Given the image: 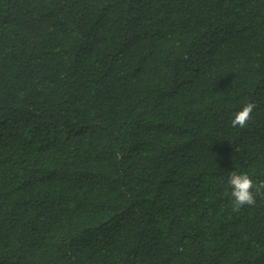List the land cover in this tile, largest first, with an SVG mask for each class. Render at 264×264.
Returning a JSON list of instances; mask_svg holds the SVG:
<instances>
[{"label":"trees","instance_id":"1","mask_svg":"<svg viewBox=\"0 0 264 264\" xmlns=\"http://www.w3.org/2000/svg\"><path fill=\"white\" fill-rule=\"evenodd\" d=\"M235 171L264 182V0H0V264H264Z\"/></svg>","mask_w":264,"mask_h":264},{"label":"clouds","instance_id":"2","mask_svg":"<svg viewBox=\"0 0 264 264\" xmlns=\"http://www.w3.org/2000/svg\"><path fill=\"white\" fill-rule=\"evenodd\" d=\"M256 105L254 103L246 104L242 110L234 115L231 121L233 127L244 128L252 119V112ZM228 187L232 198V208L234 212H239L244 206L253 207L257 203V198L264 199V182H254L247 173L237 171L229 174Z\"/></svg>","mask_w":264,"mask_h":264}]
</instances>
